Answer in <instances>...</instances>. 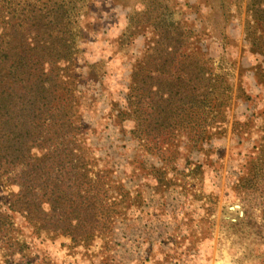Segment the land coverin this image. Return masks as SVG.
Listing matches in <instances>:
<instances>
[{
	"label": "rangeland",
	"instance_id": "1",
	"mask_svg": "<svg viewBox=\"0 0 264 264\" xmlns=\"http://www.w3.org/2000/svg\"><path fill=\"white\" fill-rule=\"evenodd\" d=\"M67 1L72 56L59 78L103 224L88 240L41 229L8 209L18 186L4 180L12 226L0 232V264H264V180L239 190L264 163V59L253 46L264 31L252 0ZM190 75L195 108L179 113L177 97L165 109L173 79ZM147 76L150 94H135ZM75 172L57 175V198Z\"/></svg>",
	"mask_w": 264,
	"mask_h": 264
},
{
	"label": "trees",
	"instance_id": "2",
	"mask_svg": "<svg viewBox=\"0 0 264 264\" xmlns=\"http://www.w3.org/2000/svg\"><path fill=\"white\" fill-rule=\"evenodd\" d=\"M4 3L0 6L4 10L0 12V184L6 180L18 186V191L8 200V209L25 214L30 223L41 229L88 240L103 224L99 215L104 201L99 200L97 188L93 193L88 191L91 180L87 163L75 154V150L84 152L74 140L80 131L74 121V97L59 78V61L72 56L69 1L9 0ZM251 13L264 31V1L252 0ZM257 43L253 46H258L264 59V40ZM150 78H142L137 83L139 87L132 89L134 93L140 88L149 95ZM144 84L149 86L144 88ZM173 84L175 88L167 90L162 100L165 109L177 97L181 103L176 111L194 109L197 86L193 76L175 77ZM152 110L148 104L145 111L140 108L142 121L150 120ZM169 122L164 128L169 127L166 125ZM150 127L147 125V129ZM34 149L42 152L34 154ZM75 157L78 161L73 164ZM74 171L71 178L76 183L72 186L77 190L75 198L68 193L71 178L63 179L67 182L65 193L57 198V175ZM262 180L264 163L254 166L239 190H257ZM42 189L44 194L40 196ZM57 199L64 201L59 216H56ZM45 203L49 212L44 209ZM10 226L9 216L0 208V232H6Z\"/></svg>",
	"mask_w": 264,
	"mask_h": 264
}]
</instances>
